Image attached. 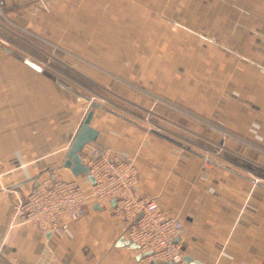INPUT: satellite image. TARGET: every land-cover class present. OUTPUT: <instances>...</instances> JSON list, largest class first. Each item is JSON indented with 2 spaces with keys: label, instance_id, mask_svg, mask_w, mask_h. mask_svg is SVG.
Segmentation results:
<instances>
[{
  "label": "crops",
  "instance_id": "obj_1",
  "mask_svg": "<svg viewBox=\"0 0 264 264\" xmlns=\"http://www.w3.org/2000/svg\"><path fill=\"white\" fill-rule=\"evenodd\" d=\"M0 7V264H163L127 244L113 201L62 238L12 214L49 171L76 177L65 163L90 112L83 163L94 146L134 160L139 189L183 220L185 258L264 264V0Z\"/></svg>",
  "mask_w": 264,
  "mask_h": 264
},
{
  "label": "built area",
  "instance_id": "obj_2",
  "mask_svg": "<svg viewBox=\"0 0 264 264\" xmlns=\"http://www.w3.org/2000/svg\"><path fill=\"white\" fill-rule=\"evenodd\" d=\"M0 14L3 15L1 7ZM209 40L219 42L216 37ZM114 77L125 83L121 77ZM172 106L175 112L177 108ZM89 152L88 175L66 178L56 170L49 171L27 194L13 198L14 218L62 238L65 224L83 218L90 201H114L113 216L125 238L138 246L144 262L188 264L177 241L185 229L183 220L165 213L155 198L139 189L134 160L125 154L112 157L107 149L97 146ZM203 166L207 168L209 162L205 160Z\"/></svg>",
  "mask_w": 264,
  "mask_h": 264
},
{
  "label": "water",
  "instance_id": "obj_3",
  "mask_svg": "<svg viewBox=\"0 0 264 264\" xmlns=\"http://www.w3.org/2000/svg\"><path fill=\"white\" fill-rule=\"evenodd\" d=\"M92 115L93 113L90 112L86 117L71 146V149L69 150L68 158L65 163V166L71 170L74 176L89 174V167L83 163L80 157V153L87 145L95 141L99 135L98 131L90 125ZM90 179L93 180L91 177ZM127 244L134 248L138 247L135 243L131 241H128ZM185 260L188 264H197V262H194L191 258H185Z\"/></svg>",
  "mask_w": 264,
  "mask_h": 264
},
{
  "label": "rangeland",
  "instance_id": "obj_4",
  "mask_svg": "<svg viewBox=\"0 0 264 264\" xmlns=\"http://www.w3.org/2000/svg\"><path fill=\"white\" fill-rule=\"evenodd\" d=\"M17 31H15V33H19V34H21L22 36H24V37H26L25 36V34L26 33H23L24 31H22V30H18V29H16ZM12 31H13V29H12ZM22 31V32H21ZM27 35V34H26ZM49 46V45H48ZM50 48V47H49ZM114 79H116L115 77H114ZM117 81L118 82H120L118 79H117ZM90 97V96H89ZM84 101V99L82 98V102Z\"/></svg>",
  "mask_w": 264,
  "mask_h": 264
}]
</instances>
